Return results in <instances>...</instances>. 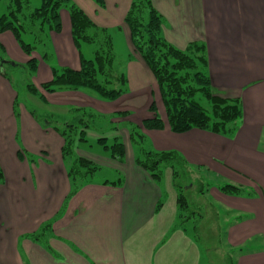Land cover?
Returning a JSON list of instances; mask_svg holds the SVG:
<instances>
[{
    "label": "crops",
    "instance_id": "0c3cea01",
    "mask_svg": "<svg viewBox=\"0 0 264 264\" xmlns=\"http://www.w3.org/2000/svg\"><path fill=\"white\" fill-rule=\"evenodd\" d=\"M71 1L96 26L123 39L130 56L125 66L126 93L154 88L152 75L133 53L123 22L131 0H100L102 6L96 0ZM151 3L163 19L162 33L168 43L179 50L193 43L204 46L205 71L213 94L239 100L242 117L230 136L197 129L175 134L167 126L142 132L154 141L152 151L177 152L190 171L246 183L252 196L231 197L235 208L247 211V216L229 225L226 240L230 245L254 242L256 247H264V0ZM49 35L52 43H59L56 39L60 35ZM66 48L71 54L76 49L71 29ZM74 60L73 64L77 63ZM58 92L45 94L44 104L48 105V97ZM72 92L68 94L74 95ZM16 103L10 82L0 75V167L4 176L0 184V264H202L203 251L192 235L173 227L176 194L171 171H164L158 185L138 167L127 129L104 135L121 138L123 162L103 152L91 153L85 143L77 145V156L92 161L111 176L92 178L67 199L71 182L61 155L63 139L52 128L43 127L29 110H18L16 117ZM74 103L79 105L78 101ZM117 112H127L125 118L118 119L120 123L140 124L152 117L149 108L139 117L133 109L120 108ZM100 113L109 115L104 110ZM89 136L95 141L99 137L91 131L86 132ZM218 187L215 196L229 197ZM158 202L162 206L156 212ZM213 213L216 221L219 215ZM55 217L42 241L27 238ZM213 228L218 239L219 225L215 222Z\"/></svg>",
    "mask_w": 264,
    "mask_h": 264
},
{
    "label": "trees",
    "instance_id": "16d2710c",
    "mask_svg": "<svg viewBox=\"0 0 264 264\" xmlns=\"http://www.w3.org/2000/svg\"><path fill=\"white\" fill-rule=\"evenodd\" d=\"M96 1L102 6L100 0ZM62 9H67L69 13L71 37L79 53L80 67L77 70L52 69L51 80L41 84L39 88L27 86L29 93L39 97L43 103L45 94L62 90H87L102 100H116L127 92L124 69L130 56L124 64L114 51L111 32L96 26L71 0H41L40 7L36 9L30 7L29 0H8L6 13L0 16V34L11 32L22 52L30 56L35 49L34 45L43 46L47 43L48 33L61 31ZM123 22L129 31L133 53L145 64L156 83L171 132L183 134L197 129L230 136L237 130L242 117L241 103L239 100L221 98L213 94L210 79L205 71L206 57L203 45L193 43L186 50H179L168 43L162 33L163 19L153 8L151 0H131ZM23 35L31 36L33 44L26 43ZM82 44L92 47V60L84 59L80 53ZM0 51L5 52L1 44ZM46 57L49 56L45 55ZM2 60L0 57V64ZM25 67L30 73H35L37 60L29 59ZM1 75L4 76L2 72ZM197 95L205 100L208 109L195 100ZM150 111L154 113L152 117L143 119L140 124H133L130 121H115L125 118L127 112L98 115L89 109L73 108L69 122L51 126L63 139V160L70 162V165H67V175L71 182V191L67 199L101 169L92 161L75 153L79 143L87 142L86 132H95L99 136L95 143L102 147L110 159L123 162L125 151L121 138L113 137L112 142L108 143L104 133L125 128L135 150V164L147 172L156 184L162 183L165 170L171 171V184L176 194V217L173 227L189 233L185 224L195 218V212L190 208L186 193L187 187L191 185L193 171L188 169L184 159L174 151L156 152L142 149L145 141L142 130L160 131L165 126L163 120L155 115L153 104ZM47 125L48 122L45 127ZM21 156L23 155L19 154V157ZM3 179L0 167V184ZM120 181L121 179L118 183ZM199 184L202 188V184ZM218 189L227 196H246L240 187L234 185L225 184ZM199 193L202 195L203 190ZM250 195L247 194L248 197ZM161 206L162 203L158 202L156 212ZM55 219L56 217L42 225L37 233L27 238L42 241V237L51 231ZM193 240L200 245L197 236L193 237Z\"/></svg>",
    "mask_w": 264,
    "mask_h": 264
},
{
    "label": "rangeland",
    "instance_id": "374dc122",
    "mask_svg": "<svg viewBox=\"0 0 264 264\" xmlns=\"http://www.w3.org/2000/svg\"><path fill=\"white\" fill-rule=\"evenodd\" d=\"M7 3L8 0H0V16L6 13ZM29 4L32 9H36L40 7L41 0H29ZM60 12L62 15V27L59 33H55L60 35L58 39H56L59 43L56 44L54 41L52 43L51 36L48 33L47 43L43 46L34 45L35 49L31 52L30 56L22 53L11 32H6V35L4 36L0 34V44L4 47V50L6 49L4 53L0 51V57L3 58L2 63L0 64V75L2 72L8 79L12 86V91H14L17 97V103L14 107L16 117H18V110H29L39 123L42 125L44 124L43 127H45V123L48 122L49 125H47V127L52 128L51 126H60L69 122L71 115L68 114L67 111L71 108H79L78 106H86L82 108L89 109L98 115H103L100 113V110L107 111V114L112 115L117 113V109L120 108L133 109V114H136V116L138 115L139 117L140 115L145 114L146 109L148 108L150 112L149 116H153L154 113L150 111V106L153 104L155 106V115L161 118L165 123V126L168 127L165 110L157 86L138 94L128 95L125 93L113 101L102 100L87 90L73 92L62 90L56 95L48 97V105L43 102L41 103L39 97L33 96L29 93L27 86L39 88L41 84L51 80L52 69L58 71L63 68L77 70L80 67V58L77 49H75L72 54L66 50V41L70 38L68 10L62 9ZM64 13H66V16ZM112 37L114 51L119 59L125 64L129 54L124 45L123 39H121L120 34L117 33H113ZM23 40L28 44H33V38L29 35H23ZM80 53L86 60L93 59V49L90 45L82 44ZM45 55H48L49 57L45 58ZM73 57L76 59L77 63L73 64L75 61ZM31 58L37 60V70L35 73H30L25 67L27 61ZM68 92H72L74 95H70ZM195 100L205 109H208L205 100L200 95H197ZM76 101H78L79 105L74 103ZM133 117L135 116L133 115ZM115 121L118 122V120ZM239 121L241 122V120ZM109 126L107 127L109 128ZM108 133L109 131L104 134L108 135ZM93 138V136L86 137L87 142H85V144L90 146H88L90 149L89 151L91 153L103 152L105 154L102 147L97 145ZM111 139L113 138H108V143L112 142ZM178 142L182 143L181 140H178ZM153 144L154 141L151 138L147 139L145 137L142 149L145 151L152 150L153 147H155ZM65 164L69 166L70 162L65 160ZM191 171H193L191 173V185L187 187L188 192L186 195L190 208L195 212V218L185 225L188 232L194 238L197 236V239L200 240L199 246L203 250L202 264H238L239 260L243 261L242 264H264V247L262 245L261 247H256L258 244L254 242H246L242 246L230 245L228 244L229 242L227 243V228L230 224L237 221L240 216H247V211L240 212L239 209L235 208L234 197L229 196L221 198V196H215L214 193L218 186L230 184L240 187L244 191V195H246L245 197H248V193L252 196L253 193L248 189L246 183L242 182V185H240L239 183L225 181V179L222 178L209 176L203 171L197 172L194 169ZM109 176L111 175L108 174V172H104L101 168L92 178L100 180L110 178ZM198 181L202 184V188ZM201 190H203L202 195L199 193ZM213 212H217L219 215L216 221V216ZM215 222L220 228V237L218 239L215 236V228H213ZM238 257L241 258L237 260ZM255 257L257 258L254 259Z\"/></svg>",
    "mask_w": 264,
    "mask_h": 264
}]
</instances>
